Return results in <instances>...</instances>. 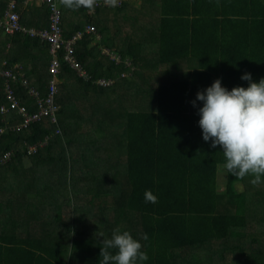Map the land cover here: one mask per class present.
<instances>
[{
	"label": "trees",
	"instance_id": "trees-1",
	"mask_svg": "<svg viewBox=\"0 0 264 264\" xmlns=\"http://www.w3.org/2000/svg\"><path fill=\"white\" fill-rule=\"evenodd\" d=\"M58 4L65 38L96 28L75 45L88 76L61 60L52 115L0 132V264H100L99 236L117 227L140 240L146 264H264V182L226 171L218 182L223 154L191 103L217 78L229 90L247 87L245 72L264 78V0H123L95 14ZM17 11L22 25H48L46 4L17 0ZM49 59L47 43L0 27V70L20 63L27 114L40 110L29 88L47 96ZM9 115L0 126L22 119Z\"/></svg>",
	"mask_w": 264,
	"mask_h": 264
},
{
	"label": "clouds",
	"instance_id": "clouds-1",
	"mask_svg": "<svg viewBox=\"0 0 264 264\" xmlns=\"http://www.w3.org/2000/svg\"><path fill=\"white\" fill-rule=\"evenodd\" d=\"M39 2L45 4L40 0ZM93 2L94 0H63V5L69 9H78L81 6L91 8ZM114 4L115 0H113ZM27 27L38 29L33 26ZM103 51L108 52L105 49ZM116 60L122 61L119 57H116ZM50 63L51 54L47 67L51 77ZM125 63L128 65L130 61L125 60ZM13 74L17 77L12 82L13 88V83L19 78L27 86L25 78L20 77L18 73L13 72ZM240 79L248 82L247 87L236 86L229 90L222 86L221 79L217 78L203 91H198L195 100L191 103L193 107H196L197 102H200L201 106L197 109L199 116L197 123L201 129L202 139L210 142L212 148L219 146L224 157L223 168L226 173L240 178L251 175L254 177L252 182L259 184L264 182L262 181L264 178V78H261L259 82H254L251 73L245 72ZM101 80H105L107 84L110 83V80L106 79H100L98 83ZM59 82L57 78L56 93ZM4 102L3 82V101L0 107ZM0 113L2 114L1 110ZM9 116L19 118L20 115L13 111ZM8 125L11 124L6 121L0 129ZM145 199L147 202H157V196L151 190L145 191ZM99 237L102 238L101 244L103 245L100 247V257H102L100 264H146L149 260L147 253L142 251L143 245L140 240L134 238L127 230L117 227L113 229L110 238H105L103 234ZM142 239L146 240L147 236L144 235Z\"/></svg>",
	"mask_w": 264,
	"mask_h": 264
},
{
	"label": "built area",
	"instance_id": "built-area-1",
	"mask_svg": "<svg viewBox=\"0 0 264 264\" xmlns=\"http://www.w3.org/2000/svg\"><path fill=\"white\" fill-rule=\"evenodd\" d=\"M45 3L49 8V21L47 27L44 28H30L20 23V15L17 11V0H10L5 13L0 17V27L6 34H14L15 32H21L27 34L31 37H36L39 40L45 42L49 46V52L51 54V63L49 66V71L51 72V77L49 80V91L46 97H40L37 90L34 88H29L28 93L30 96L35 97L37 100L39 112L34 114H27L24 107L20 106L19 99L12 86L13 80L17 77L8 69L0 70L1 75L5 76L4 80V90H5V102L1 105L0 110L2 114L16 112L17 115L22 116V119L18 123H10L6 127L0 129L3 132L6 129L11 131H19L24 127H27L31 121L37 120L42 117L43 114H51L56 108V105L52 102V99L56 93V74L60 67V61L66 62L71 69L76 71L79 76L87 77V73L78 62L76 58L75 45L82 39L84 34L95 32V26L89 24L85 26L82 30L76 31L71 37L65 38L63 33V28L61 24V8L59 6V0H40ZM123 0H115L113 5V0H94L93 6L89 8V13H95L96 9L99 7H111L122 5ZM101 84H107L105 80L100 81ZM46 104V105H44ZM52 119L55 120V115L53 114ZM11 152H5L1 157H10Z\"/></svg>",
	"mask_w": 264,
	"mask_h": 264
},
{
	"label": "crops",
	"instance_id": "crops-1",
	"mask_svg": "<svg viewBox=\"0 0 264 264\" xmlns=\"http://www.w3.org/2000/svg\"><path fill=\"white\" fill-rule=\"evenodd\" d=\"M132 1L135 3V5H139V3H140V0H132ZM25 3H26V1H25ZM40 5L41 4H40L39 0H35V8H38L39 9L40 8ZM100 37H101V35L99 33H97L96 34V40L99 39ZM49 61H50V59H49ZM16 67H19L20 68V70H19V68H17V73L19 74V76L25 78L24 72L23 71L20 72L21 71V65H20V63H16ZM25 71H26V74H27L28 77H30V76L32 77V75H34V73L38 71V68L35 65H33L26 58Z\"/></svg>",
	"mask_w": 264,
	"mask_h": 264
},
{
	"label": "rangeland",
	"instance_id": "rangeland-1",
	"mask_svg": "<svg viewBox=\"0 0 264 264\" xmlns=\"http://www.w3.org/2000/svg\"><path fill=\"white\" fill-rule=\"evenodd\" d=\"M123 26H124V24H123ZM124 64H126L125 63V61H124ZM128 64V63H127ZM154 73L152 72V75H153ZM146 75V74H145ZM149 82H150V80H149ZM151 83V82H150ZM152 84V83H151ZM153 85H154V81H153ZM137 105H139V103L137 104ZM137 107V106H136ZM140 107H143L142 105H140ZM225 177H226V175H225V170H224V168H221L220 169V172H219V175H218V182L219 183H222V181L224 180L225 181ZM38 181H39V183L41 182V179H38ZM46 186V185H45ZM238 186L240 187V188H243V186H242V184L241 183H238ZM47 196H48V194H47ZM46 196V197H47ZM49 196H50V194H49ZM49 196L47 197V199L49 198ZM258 210H260V212L261 211H263L264 210V205L263 206H261V207H258Z\"/></svg>",
	"mask_w": 264,
	"mask_h": 264
},
{
	"label": "bare ground",
	"instance_id": "bare-ground-1",
	"mask_svg": "<svg viewBox=\"0 0 264 264\" xmlns=\"http://www.w3.org/2000/svg\"><path fill=\"white\" fill-rule=\"evenodd\" d=\"M52 102L54 103V97H53V99H52Z\"/></svg>",
	"mask_w": 264,
	"mask_h": 264
}]
</instances>
